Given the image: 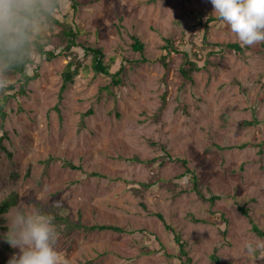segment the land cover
<instances>
[{"label": "rangeland", "instance_id": "obj_1", "mask_svg": "<svg viewBox=\"0 0 264 264\" xmlns=\"http://www.w3.org/2000/svg\"><path fill=\"white\" fill-rule=\"evenodd\" d=\"M79 1L76 12L63 1L57 17L78 24L113 72L122 66V82L95 72L90 54L62 90L71 56H36L40 75L13 99L0 128V200L16 191V204L38 201L84 225L127 229L56 223L55 246L69 264H264V249H243L245 240L264 238L251 220L264 228V42L243 45L210 0ZM209 17L215 21L206 27ZM61 28L52 21L40 42L59 51ZM204 31L209 42H239L243 50L208 54L185 84L181 53L173 51L166 68L164 45L174 38L197 51ZM136 37L145 43L142 62H134ZM254 117L262 123L246 124ZM158 213L185 241L191 261L178 255ZM16 252L0 239V255Z\"/></svg>", "mask_w": 264, "mask_h": 264}, {"label": "clouds", "instance_id": "obj_2", "mask_svg": "<svg viewBox=\"0 0 264 264\" xmlns=\"http://www.w3.org/2000/svg\"><path fill=\"white\" fill-rule=\"evenodd\" d=\"M210 2L243 45L264 42V0ZM59 6L58 0H0V89L13 71L28 62ZM2 215L7 231L0 233V239L19 249L7 264H69L55 246L60 233L54 215L23 204L10 205ZM243 249L255 255L264 249V238L245 240Z\"/></svg>", "mask_w": 264, "mask_h": 264}, {"label": "trees", "instance_id": "obj_3", "mask_svg": "<svg viewBox=\"0 0 264 264\" xmlns=\"http://www.w3.org/2000/svg\"><path fill=\"white\" fill-rule=\"evenodd\" d=\"M65 0H58L59 7L57 11L54 14L53 22L58 23L61 25V37L64 40V43L60 46V50L56 51V49H48L46 48V44L40 42L38 47H36L32 53V56L22 66L18 67L15 71H13L7 79V85L6 87L0 89V128H3L5 126V123L7 121V117L9 115V111L12 108L11 104L13 99H17L20 96L26 94L28 90L29 83L36 79L40 72L38 70V59L36 56H40L41 58L45 59H53L58 54H66L68 56H71V60L68 61V63L65 66V69L62 72L63 77V84H62V90L66 87L69 81H72L74 76L79 72V68L82 65V57L92 55V68L97 73H104L111 77L112 82L116 84H120L122 82L121 72L123 71V67L120 66L117 71H112V64L111 62L105 61V52L100 46H96L95 44L88 42L82 38V34L84 30L81 29V27L77 24V26H73L72 23H67L64 20H61L57 17V14L61 12L62 3ZM71 2L73 10L76 12L79 9L80 1L79 0H69ZM215 21V17H209L208 23H206V27H208L210 22ZM202 24L201 20H195L192 21L193 27H196L197 25ZM207 31V29H206ZM194 33H191L193 35ZM201 37L199 41H197L199 49L194 50V43H192V46L189 47H181L178 46L175 42L174 38H167L166 43L164 45V48L166 50V54L163 56V62L166 68H169V56L173 51H176L177 53H181L182 55V62L179 67V77L183 81V83L187 82H194L193 74L195 71L199 70L202 66L200 65V60L206 59L208 54H222V52L226 48L235 49L237 51L243 50L242 45L239 42H228V43H214L209 42L207 38V34L204 31L201 33ZM190 35V36H191ZM209 42V43H208ZM209 44L212 45V49H209V51H205V48L209 46ZM76 48H80L83 51V55L80 56V53L76 50ZM144 48L145 43L144 41L136 37V40L132 44V49L134 52L140 55L139 59H134V62H142L145 60L144 55ZM258 48V46H256ZM205 51V54H204ZM34 53L36 55H34ZM198 55L200 57H198ZM115 60V58H113ZM108 87L109 85H105ZM262 123L259 121L258 118L254 117L252 120L246 121V124L248 125H257ZM264 123V122H263ZM245 144H241V146H244ZM263 148V145H262ZM6 149V146L3 144L2 136H0V161L2 159V151ZM183 161L186 163V159H183ZM68 164L76 167L75 164L72 162H69ZM186 171H190L193 173V180H194V189L197 190V192L203 197L204 194L202 190L200 189L199 185V179L195 171H193L192 168H190L188 165H185ZM184 174V173H183ZM143 186L148 187L149 183H142ZM205 198V196H204ZM19 200V193L16 191H12L5 195L2 199L3 204H0V233H4L1 231L2 228L7 230V226L2 224V221L5 220L2 218V214L7 211L8 207L12 204H16ZM26 208H28L30 205H35L36 207H40L43 210L48 211L55 217V223H65V226L68 230H71L73 228L81 229L82 227L88 228V229H114L118 231H125L126 228H123L121 226L115 225V224H109V223H103V224H94V225H84L81 222H78L70 217V215H66L65 213H60L59 211H56L54 209L46 208L42 203L38 201H31L23 204ZM240 208L242 211L246 214H248V210L245 206L241 205ZM161 219L164 221V224L166 228L173 234V238L179 245V256L183 257L188 256V252L185 249V241L181 238L180 234L176 231L175 227L172 226L170 223L167 222L166 218L162 213H158ZM253 222L252 229L260 236L264 237V228L258 225L253 219H251ZM134 231V229H132ZM10 257L1 254L0 255V264H7V260ZM188 261H191V257H187Z\"/></svg>", "mask_w": 264, "mask_h": 264}]
</instances>
